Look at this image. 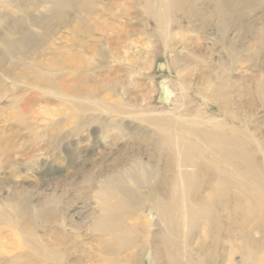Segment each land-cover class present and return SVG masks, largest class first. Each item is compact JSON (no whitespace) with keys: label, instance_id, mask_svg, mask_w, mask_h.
<instances>
[{"label":"rangeland","instance_id":"obj_1","mask_svg":"<svg viewBox=\"0 0 264 264\" xmlns=\"http://www.w3.org/2000/svg\"><path fill=\"white\" fill-rule=\"evenodd\" d=\"M0 24V264H125L133 253L136 264H150L143 237L160 229L176 244L170 250L152 238L160 264H196L201 253L204 264H264V179L253 184V176L242 180L243 193L230 186L217 199L210 198L217 178L205 171L191 199H214L227 234H210L200 248L203 226L185 242L154 211L142 237L115 236L136 215L147 223L144 197L174 180L177 168L162 147L171 130L154 117L166 119L177 106L189 116L225 119L256 139L261 149L254 142L247 149L263 167L264 0H0ZM67 54L81 62L69 66ZM138 160L159 166L157 186L134 174L139 183L125 184L129 205L102 211L115 201L98 194V184ZM118 215L126 218L120 226ZM240 233L249 255L244 248L246 255L237 254Z\"/></svg>","mask_w":264,"mask_h":264},{"label":"bare ground","instance_id":"obj_2","mask_svg":"<svg viewBox=\"0 0 264 264\" xmlns=\"http://www.w3.org/2000/svg\"><path fill=\"white\" fill-rule=\"evenodd\" d=\"M161 1H166V0H161ZM157 7H158V5H157ZM159 12H160V16H161L162 12L161 11H159ZM46 53H47V51H46ZM65 56L67 57L65 59H67L66 62H68L69 66L74 67V63L76 61H80L81 62V57L79 55L73 54V55H71L69 57L68 54H67ZM12 72H13V70H12ZM26 74H27V72H26ZM38 76H40V75H38ZM12 77H14V76H12ZM120 89H121V87H120ZM173 92H175V91H173ZM173 92L171 91L170 93L173 94ZM214 93H215V91H213V94ZM180 95L181 96H179L177 98V100L185 98V95H183V94H180ZM113 107H115V106H113ZM117 108L120 111H123V112L127 111L126 110V108H127L126 105H123V104L117 105ZM131 114L132 113H130V115ZM166 117H167L166 119H164L165 117H160L162 119L161 120L159 118V116H156V117H154L155 118L154 119V123L155 124L159 123L160 125H161V123H165L167 125V127L169 128V130H171V133L169 134V136L166 137L167 141H168V144H166L165 146L163 145L162 147H163L164 155L168 159H171L175 163V167L177 168V172H175L176 175L174 177V180L171 182V185L168 188H166V187L158 188L157 187L158 190L156 191V190L153 189V194L151 193L152 195L151 194H149L150 196H147L148 194L145 195L147 197H144V200H143L144 203H142V204L147 203L148 206L150 207V213H149V218L147 220L148 221L147 223L142 219L141 214L140 215H136V216L133 215L134 217H132V221L129 222L128 226H125V227H127V229H125L124 231L122 230V233L119 232L120 234H118V233L116 234L115 233L116 234L115 236H117V238H118L117 240L122 238V240H125V241L134 239V236L136 234H138V235L140 234V236L142 237V233H143L144 228L145 227L146 228H150L152 226L151 222L154 219V218H152L153 217L152 216L153 215L152 212L154 211L156 213L157 217H158V221L161 222L163 224V226H165L166 230L171 235L180 234L182 236V238L185 240V242L188 241V239L192 236V234H194L195 231H197L199 228H201V226H203V228H204L203 230L205 231V236L202 238V240L201 239H198L197 241L195 240L196 241L195 242V246L199 247V246H201V244L204 241H206V239L210 236V234H212V238L216 236V239H217L218 235H219V233H221V231L222 232L224 231V234H225V230L227 231V229H224V228H226L225 227L226 225L223 226L224 225L223 224L224 220H222L223 216L220 213H217L216 211L213 210V209H215V208L212 207L213 206V202L212 201H214V199L211 200L210 198H213L214 196L216 197V194L219 195L218 193H220V194L224 193L228 189V187H230V186H233V188L235 189L236 192H238V193L242 192L243 193L244 192V187H243L242 180L243 179H248L246 182L247 183H248V181L251 182V180H249V178H252L251 176L254 177L253 184H255V181H256L255 179L256 178L257 179H259V178L260 179H264V165H263V167L261 166L262 168L260 170L258 168H256L255 167L256 165L254 166L253 165L254 162L252 163V160L250 159L251 156H252L250 153H252V152L248 153L249 150L247 149L248 146L252 142L256 143V147L259 150L261 149L260 148L261 145L254 138H252L253 141H252L251 138L249 139L250 140L249 141L247 139V137H246V134L240 128H237L235 126L229 125L225 121V119H219V118H216V117H211V118H208V119H202V118H199V116H189V115H187L186 110H185V108L183 106H177L172 113H167ZM107 123H110V122H107ZM118 128H120L121 130L127 131V132L130 131L129 127L123 122L119 123V127ZM253 147H255V146L253 145ZM160 152H162V151H160ZM256 157L253 156V158H256ZM254 160L256 161V159H254ZM261 161H258V162H261ZM257 165H258V163H257ZM158 167L157 166L153 167V166H151L149 164H144L143 162H141V160L140 161L138 160V161H134L132 163V165L129 167L128 170L117 171L115 174H110V175L106 176L104 178V180L101 181L98 184V186H97L98 187V194H100L101 196H105L107 198L106 199L107 201L109 199H113L115 201V205L113 207H110L107 203H104V205L101 206L102 211H104V212L106 211L108 213H111V212H113V209H114L115 212H117V211L122 212V210L126 206L129 205L128 203L132 201V197L128 193V191H126V187H125L126 183L129 184V185H135V184L141 182L143 184H150V185H152L154 187H155V185L157 186V183H158V180H159V176H160ZM258 167H260V166H258ZM243 170H246V171H243ZM205 171L206 172L208 171L211 174H213L214 176H216L217 181H216L215 185L211 186V188H210V196H212V197H210L208 200H206L204 202H202V200H201V202H197V201L191 199V196H193V194L196 193L198 188H199V190L202 189V184H201L202 181L201 180L206 174ZM134 174H136L137 176H139V178H141L139 180V182L136 181V178L134 177ZM240 179H241V181H240ZM255 186H257V184ZM204 187H207V186H204ZM252 188H254V187H252ZM252 190H254V189H252ZM232 192L233 191H231V193ZM247 194L250 195L249 192H247ZM197 195L198 194H196V196ZM248 195H246V196H248ZM238 197H239V195H238ZM242 197H243V195H242ZM139 198H142L141 195L139 196ZM216 198H215V200H216ZM225 198H228V197H225ZM221 199H223V198H221ZM239 199H240V197H239ZM253 201L254 200H252L250 204L252 206V209L256 210L258 208V205L256 203L254 204ZM7 203H9V202H7ZM239 203H240V201H239ZM238 206L241 207L240 204ZM224 208L225 207L223 205V210H224ZM247 208H250V207H247ZM238 209H236V210H238ZM256 211L258 212V210H256ZM263 211H262V213H263ZM224 212H225V210H224ZM251 214H252V212H251ZM262 215L264 216V214H262ZM257 216H258V213H257L256 217ZM118 217H119V215H118ZM253 217H255V215ZM253 217L251 216V218H253ZM117 218L113 222H114V224H117V226H120L122 221H123V219H124V216H120L119 220ZM224 218H225V215H224ZM251 218L249 219V221L251 220ZM104 219L105 218H103L101 220H98V223H96V226H97V224L99 225L100 223L104 224V222L107 221V219L106 220H104ZM244 219H245V215H244ZM153 226H158V224H155ZM154 228H157V227H154ZM255 229H257V228H255ZM239 230H240V228H239ZM243 230H244V228L242 229V232H243ZM117 231H119V230H117ZM157 235L159 237H162V240L161 239L160 240H161V242L164 244V246L166 248L170 249L171 245H172V248L174 249L175 245H176V244L174 245L173 241H172V244H171V242H170L171 240H169L168 237H166V236H164L162 234L161 229L159 231L157 230L155 232L149 231V233L147 235H145L143 238L146 237L147 238V242L149 244L148 256L150 257V260H149L150 264H160L158 262V258L156 257L157 249H158L157 247L158 246L155 245L154 243H152V238H155ZM240 235H241V233H240ZM228 237H227V239H228ZM136 239H138V238H136ZM180 239L181 238H179L178 240L180 241ZM227 239H225V240H227ZM248 239H249L248 241L250 242L251 238L249 237ZM157 240H158V238H157ZM233 241L235 243V240H233ZM156 242H158V241H156ZM191 242H192V240H191ZM212 242H213V240H212ZM244 242H245V237L243 235H241L240 239H239V244L236 243L238 245V246H236L237 254H238V252H240V254L243 255V256L246 255V254L249 255V249H248V246H246V244L248 245V242L246 244ZM128 243L130 245V241ZM132 244H134V243H132ZM243 244H245L246 248L243 247ZM220 245H223V244H220V242H219V246L217 248H219ZM193 246H194V244H193ZM225 246H227V245H225ZM221 247L223 248L224 246H221ZM222 248H219V250H218V251L221 250V253H223L222 252L223 251ZM243 248L246 249L245 250L246 254L242 253ZM195 249H194V251H195ZM215 249H216V247L213 248L214 252H215ZM204 250H205V248H204ZM196 253H198V252H196ZM231 253H232V251H231ZM160 254H161V251H160ZM163 254H166V253H163ZM213 255H214V253H213ZM218 255H222V254H218ZM175 256L178 257L179 254L175 253ZM159 257H161V256H159ZM171 257H172V259L175 258L173 256H171ZM217 257L218 256H216V258ZM111 258L113 259L114 257H111ZM109 259H110V257H109ZM123 259L124 260H122V261L123 262L125 261L124 262L125 264H136V262H137L136 259H135L134 253L131 254V255H128L126 257H123ZM194 259H195L194 262H196V264H204L205 257H204V255L202 253L201 254H194ZM108 260H106V261L109 262ZM167 261H168V259H167ZM205 262H207V261H205ZM110 263H112V261Z\"/></svg>","mask_w":264,"mask_h":264}]
</instances>
